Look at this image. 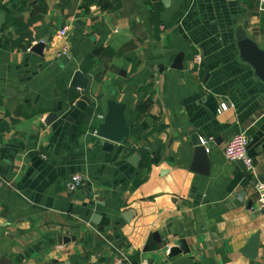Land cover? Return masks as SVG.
<instances>
[{"label":"crops","instance_id":"obj_1","mask_svg":"<svg viewBox=\"0 0 264 264\" xmlns=\"http://www.w3.org/2000/svg\"><path fill=\"white\" fill-rule=\"evenodd\" d=\"M243 34L264 50V0H0V259L264 264V82ZM109 100L129 135L106 152ZM242 132L255 175L224 157ZM178 242L188 253L169 257Z\"/></svg>","mask_w":264,"mask_h":264},{"label":"water","instance_id":"obj_2","mask_svg":"<svg viewBox=\"0 0 264 264\" xmlns=\"http://www.w3.org/2000/svg\"><path fill=\"white\" fill-rule=\"evenodd\" d=\"M239 49L241 52L242 57L246 62H248L255 70L257 76L262 79L264 82V50L259 49L258 46H256L251 40L246 38V36L243 34L239 37ZM43 48L42 43H38L36 48L33 49L36 54H41V49ZM180 60L176 59L175 62L172 65L173 69H180ZM88 81L84 78L83 74L80 71H76L73 74V77L70 82V86L72 88H75L77 90H85L87 87ZM83 101H88L86 97L82 96L75 104L77 108L83 107ZM107 111L102 119V122L97 126L95 130V135L97 138L101 139L103 150L106 152H111L115 145H121L124 142V139H126L129 135V129L126 125L125 118H124V110H125V104L121 102H116L114 100H109L106 104ZM82 110V109H81ZM55 114H50L47 117V120L45 121L46 125H49L54 119ZM192 135V140L197 145H202V152L205 149H209V144H202L201 138L194 133ZM201 148V149H202ZM145 149H138L137 154L133 157L128 158V162L134 166L138 165V160L140 156L145 154ZM239 168L242 170L245 169L244 164L242 161H236ZM182 242L177 243L176 248H172L169 251V257L176 256L177 254L183 253L184 255L188 253V251H185L181 249ZM258 239L257 237L252 238V240L249 242V244L246 246L244 250V255L248 258L253 259L256 255V251L258 248ZM0 264H6L5 259H0Z\"/></svg>","mask_w":264,"mask_h":264},{"label":"built area","instance_id":"obj_3","mask_svg":"<svg viewBox=\"0 0 264 264\" xmlns=\"http://www.w3.org/2000/svg\"><path fill=\"white\" fill-rule=\"evenodd\" d=\"M263 2V1H262ZM260 9H263L260 7ZM67 29L64 28L58 32V35L64 36ZM43 43V41H39ZM227 106L225 104H220L219 111H225ZM201 143L204 142L201 140ZM248 145L249 140L247 135L242 132L240 134L232 137L224 147L223 153L227 161H242L247 171L252 175H255V168L253 164V159L248 155ZM83 185V179L80 175H73L70 180L65 184V188L69 192H74ZM255 190L257 194L256 209L258 211H264V181H257L255 184ZM148 264V263H143Z\"/></svg>","mask_w":264,"mask_h":264},{"label":"trees","instance_id":"obj_4","mask_svg":"<svg viewBox=\"0 0 264 264\" xmlns=\"http://www.w3.org/2000/svg\"><path fill=\"white\" fill-rule=\"evenodd\" d=\"M75 98H76V94H75V95H72V96H71V100H70V102L72 103V102L74 101ZM93 128H95V127H93Z\"/></svg>","mask_w":264,"mask_h":264}]
</instances>
